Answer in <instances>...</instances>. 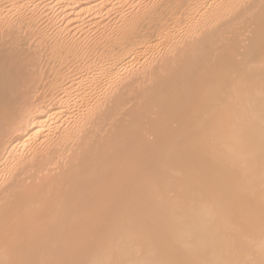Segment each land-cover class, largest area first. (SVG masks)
Instances as JSON below:
<instances>
[{
	"label": "bare ground",
	"instance_id": "obj_1",
	"mask_svg": "<svg viewBox=\"0 0 264 264\" xmlns=\"http://www.w3.org/2000/svg\"><path fill=\"white\" fill-rule=\"evenodd\" d=\"M9 1L0 264H264V0Z\"/></svg>",
	"mask_w": 264,
	"mask_h": 264
},
{
	"label": "rangeland",
	"instance_id": "obj_2",
	"mask_svg": "<svg viewBox=\"0 0 264 264\" xmlns=\"http://www.w3.org/2000/svg\"><path fill=\"white\" fill-rule=\"evenodd\" d=\"M5 1H7V0H5ZM12 1L13 0H11V1H9V2H7L6 4H5V6L9 3V6H10V4H12ZM15 1H17V2H20L21 0H14L13 2L17 5V2H15ZM27 1V2H26ZM29 1V2H28ZM24 2V3H23ZM22 2V4H25V2H26V6L28 5H31V3L32 2H30V0H24ZM38 1H36V3H37ZM49 2V1H48ZM14 3L12 4V6L14 5ZM28 3H30V4H28ZM35 3V4H36ZM25 6V5H24ZM11 8V7H10ZM38 24H36L35 26H37ZM42 25V23L40 22V26ZM39 26V27H40ZM38 27V26H37ZM36 30H38L37 28L34 30V28L33 29H31V31L28 33V32H26L27 30L25 29V30H23L22 29V32L24 33L23 35H25V34H27V39H26V41L23 39V37H25V36H21V41L22 42H20V40H18V43H19V45L21 46L22 44H24V46H19L18 45V47H20V49H22L21 51L23 52V51H25V53L26 54H28L27 55V57H29L28 59H27V57H26V55H24V52L22 53L23 54V56L24 57H26L25 59H24V57H23V59H24V61L25 60H27V62H25V63H27L28 64V67H29V69H30V71H32V70H37L36 71V73H39V76L37 75L36 77L37 78H39L40 80H36L35 82H36V85L34 86V89H36L37 88V90H36V92H35V94L37 93V94H39V96L41 97L42 96V98H40V97H38L37 99H40V101H41V99H43V97H45V96H43V95H41V93H43L44 92V95H46L48 92H47V84H48V82L50 81V79H52L51 77L53 76V73H52V70H53V72H54V67L56 68L55 70H58L59 68H57V67H60V69H62L61 67H62V65L63 64H61V66H60V62L59 61H57V59H58V53L57 52H54V51H50V50H48L49 49V45H48V42H46V41H44V39H40V38H37L36 36H38V35H35V32H36ZM22 32H21V34H22ZM26 32V33H25ZM19 35H20V33H19ZM18 38V39H19ZM39 39V40H38ZM29 41V43H28V41ZM44 41V42H43ZM14 42H16V40L14 41ZM27 42V43H26ZM41 42V43H40ZM17 42L16 43H14V44H18ZM44 43V44H43ZM47 43V44H46ZM30 45V46H29ZM27 46V49L25 48ZM33 46V47H32ZM22 47H24V49H26V50H24ZM29 47H31V49L33 50H31ZM48 47V48H47ZM31 50L32 51V53L29 51L28 52V50ZM36 49H39V50H37L36 51ZM34 51L37 53L36 54V56L35 57H32L31 55H33V53H34ZM39 52V53H38ZM30 54V55H29ZM39 54V57L37 56ZM41 54V55H40ZM35 55V54H34ZM30 57H32V58H30ZM36 57H38V59H36V61H37V65H35L34 66V63H32L33 62V60L36 58ZM41 57V58H40ZM30 59V60H29ZM29 60V61H28ZM59 60V59H58ZM55 61H57V62H55ZM70 61V62H69ZM59 62V63H58ZM65 62H67V61H65ZM65 62H63L64 64H65ZM68 62L69 63H72V59H70V60H68ZM67 62V63H68ZM30 63V64H29ZM57 63L59 64V65H57ZM67 63L65 64V65H67ZM32 64H33V66H32ZM74 64H77V63H74ZM30 65V66H29ZM55 65V66H54ZM33 68H32V67ZM37 66V67H36ZM57 66V67H56ZM66 67V66H65ZM62 70H64V68L62 69ZM35 72V71H34ZM52 75V76H51ZM36 78V79H37ZM36 87V88H35ZM40 90V91H39ZM46 93V94H45ZM36 94V95H37ZM35 95V96H36ZM34 96V97H35ZM38 96V95H37ZM47 98V97H46ZM46 98H44V99H46ZM33 100H34V98H33ZM35 101H36V99H35ZM34 101V103H36ZM33 102V101H32ZM39 101H37V103H38ZM40 103V102H39Z\"/></svg>",
	"mask_w": 264,
	"mask_h": 264
}]
</instances>
